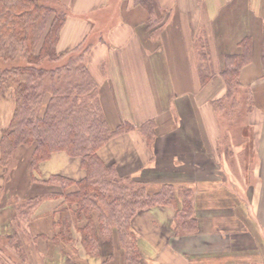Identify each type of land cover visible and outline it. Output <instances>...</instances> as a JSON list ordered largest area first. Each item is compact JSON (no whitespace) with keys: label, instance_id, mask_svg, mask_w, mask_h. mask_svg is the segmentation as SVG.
Masks as SVG:
<instances>
[{"label":"crops","instance_id":"crops-1","mask_svg":"<svg viewBox=\"0 0 264 264\" xmlns=\"http://www.w3.org/2000/svg\"><path fill=\"white\" fill-rule=\"evenodd\" d=\"M60 1L66 15L56 51L63 57L83 52L109 124L127 121L135 127L110 138L98 156L119 174L144 182L151 193L164 183L195 188L193 233L175 232L173 206L155 205L134 214L130 228L141 263L264 264V0H150L151 12L137 0ZM150 22H155L152 29ZM244 36L251 38V60L238 79L251 90L254 104L241 126L224 129L237 135L231 139L235 159L226 164L247 169L246 188L238 189L216 168L223 162L218 157L221 135L209 125L210 110L204 117L194 115L195 71L201 39L214 71L217 55L223 60L226 53H239ZM215 76L207 86L220 91ZM5 98L3 88L0 102L8 106L0 105V129L7 125L2 126L4 114L13 109L10 92ZM151 119L155 134L148 145L138 126ZM31 148L18 146L10 169L0 165V236L12 241L0 247V264H126L115 228L108 238L97 233V253L85 250L79 229L86 219L61 194L43 197L18 221L15 207L22 199L62 192L58 183L44 182L51 175L73 180L85 175L80 158L63 150L52 152L30 173ZM75 189L71 184L65 192ZM92 220L96 224V213Z\"/></svg>","mask_w":264,"mask_h":264},{"label":"trees","instance_id":"trees-1","mask_svg":"<svg viewBox=\"0 0 264 264\" xmlns=\"http://www.w3.org/2000/svg\"><path fill=\"white\" fill-rule=\"evenodd\" d=\"M48 1L51 0H0V95L6 85L14 83L12 113L7 125L0 129V165L7 166L10 163L18 146L35 143L29 158L30 173L37 170L39 163L46 160L52 152L63 150L70 156L80 158L85 175L79 180L51 175L44 182L58 183L62 192L22 199L15 207V215L18 216V221L28 217L43 197L61 194L68 204L75 203L86 219L79 230L82 245L88 253L98 252L97 233L108 238L115 228L118 242L125 252V263L142 264L136 235L130 228L132 217L138 210L151 206H173L175 232L193 233L197 230V222L193 216L192 187L164 183L158 191L151 193L144 182L119 174L113 163L106 164L98 156L97 150L113 136L135 127L124 121L111 128L97 103L94 106L95 112L76 111L73 107H62L60 99L54 98L55 95L52 94L43 112L39 114L45 96L41 90V79L46 73L53 71L43 68L42 63L47 59L53 61L63 58L56 51V43L66 11L60 0L59 10L62 11L49 6ZM137 2L145 3L144 6L151 12L150 0ZM50 14H54L51 19ZM201 42L202 50L197 53L200 73L205 71L204 68H210L204 40L201 39ZM251 43V38L244 36L238 42L239 53L223 55L219 75L227 87L225 96L230 95L233 83L235 86L239 85V71L251 60ZM82 54L84 57L83 52ZM18 57L24 58L25 63L16 66L11 62ZM201 61L205 63L203 69ZM261 64L264 73V35ZM87 78L85 84L88 87H76V92L87 89L93 91L96 88L92 78L89 75ZM152 128V120L138 126L147 141L153 137ZM147 129L150 130L149 134ZM71 184H75L77 189L65 192ZM92 213H96V224L92 220ZM0 240V247L2 244L12 243L9 236H0Z\"/></svg>","mask_w":264,"mask_h":264},{"label":"rangeland","instance_id":"rangeland-1","mask_svg":"<svg viewBox=\"0 0 264 264\" xmlns=\"http://www.w3.org/2000/svg\"><path fill=\"white\" fill-rule=\"evenodd\" d=\"M48 5L53 7L54 9L58 8L57 9L58 11H62V10H59L58 0L48 1ZM107 12H106V16H111V12L108 14H107ZM53 15L54 14H50L49 18L51 19L53 17ZM154 26L155 25L152 22H150L148 29H150V28L152 29V27H154ZM200 43H202V42L200 41ZM201 50H202V48H201ZM84 58H85V56L83 57L82 53L74 52L72 55L64 56L63 58H61L59 60L51 61V60L47 59V61H43V63H42V65L44 66L43 68H47V69L50 68L53 71L50 73H46L41 79V83H42L41 90L44 91L45 96H44V103L42 104V107L39 110V114H41L43 112V108H44L45 104L47 103V100L53 94V95H55L54 98L57 97L58 99H60L59 102H61L62 107H65V106L70 107V108L73 107L76 111H82V112L92 111V112H95V107H94L96 105L95 103L99 104V107L101 108V111L104 114V116L107 120V123L109 124V121L107 119V116H106L104 108H103V105L100 102L99 97H98L99 94H98L97 83L95 82L94 78L90 74L88 68H86V64H85L86 60ZM207 58L209 59L210 56ZM216 58H217V63H218L217 65L219 66V64H220L221 68H222L223 60L220 58V55H217ZM11 62H13L16 66H20L23 63H25V59L22 57H18ZM8 64H10V63H8ZM198 64H199V62H196L194 115H199V116L204 117V116H207V111L210 110L211 121L209 122V125H216V127H218V130L216 129L218 132V135H221L220 141H219L221 145L218 146V157L223 162H222L220 167L216 166V168L219 171H220L219 168H221L223 171V175L226 174L228 176V178L230 177L234 180V182L235 181L237 182L236 185L234 186L235 188L239 189V186H241L242 189H245L246 188L245 182L247 180L246 166L242 165V167H237V166L234 167L233 165H230V164L227 165L226 164L227 160L235 159V157H234L235 151L233 150L234 145L231 143V139L232 138L234 139L237 137V135L235 134L236 132H234V134H232V137H231L230 134L225 133L226 130L224 131V129L230 130L231 127H236V125L239 126L240 124L242 125V123L244 122V118L246 116L245 115L246 111L254 104L252 92H251V90H246L244 87H242L240 84V81L238 79L239 85L235 86V84L233 83V85H232L233 87L231 88L230 95L225 96L227 87L224 83L223 78H221V76L219 75V70L221 68H219L217 65L213 64L212 69H214V71H212V70H210V68H204L205 63L201 62L200 64L202 65V69L204 68L205 71H202L200 73V71H198V67H199ZM210 65L211 64H208V67H210ZM83 67H84V69H83ZM214 73L217 75L215 77H217V78L219 77L218 80L220 81V86H221L220 91H218L219 86H216L213 84H211L210 87L207 86V83L209 81H211L212 75ZM239 73H240V71H239ZM88 75L95 82L96 88L93 91H90L89 89H87V91H83L80 93L76 92V90L79 89V87H82V88L88 87L85 84L86 81H88V78H87ZM238 77H239V75H238ZM13 80H17V79L13 78ZM13 85H14V83L10 84L9 86L6 85V87L4 88V98L6 97L7 92H10V94L13 97ZM76 87H77V89H76ZM85 88H83V89H85ZM203 88H206V89L203 91ZM53 91H54V93H52ZM206 91H210V93H209L210 98L208 96H206V93H207ZM214 95H220V96L213 97ZM95 99H96V102H95ZM204 99H209V100H204ZM7 100H8V98H7ZM0 103H1L0 104L1 107H2V105L4 107L8 106V102H6V100L5 101L1 100ZM13 106H14V97H13ZM9 116H11V115H9V113L4 114L2 126L3 125L5 126L9 122V120H8V119H10ZM194 118H195V116H194ZM151 120H152V124H153L152 129H153V133H154V131H155V119H151ZM123 122L124 121H121L120 123H123ZM125 122H127V121H125ZM187 122L190 125L195 126L194 121L188 120ZM191 122H193L194 124H192ZM204 124H207V123H204ZM109 126L111 128H115V126L113 127V125H111V124H109ZM148 129H150V127ZM148 129L146 132L149 134L150 130H148ZM245 133L246 132L244 131L243 134H245ZM154 134H153V137L149 141L146 140L148 145L151 144V142L153 141ZM213 134L216 135L217 133L216 134L213 133ZM34 145H35V143H32L29 146H31L32 147L31 149H33ZM23 146H25V145H23ZM247 148H248V146L246 145V149ZM243 153H244V155H248L246 150ZM19 159H22V158L20 157ZM240 161L242 162V160H240ZM243 161H244V159H243ZM12 162H13V159H11L10 163L7 166H3V167L6 169H10L12 167ZM28 164H29V160H28ZM28 170L30 171L29 166H28ZM248 180H250V179H248ZM251 180H252V183H254V178H252ZM229 184H230V182H229ZM190 186L192 187V191H193V207H194V190H195V188L193 187V185H190ZM183 187H187V186H183ZM0 190H3V186H0Z\"/></svg>","mask_w":264,"mask_h":264}]
</instances>
